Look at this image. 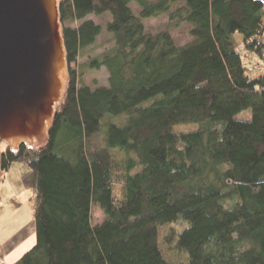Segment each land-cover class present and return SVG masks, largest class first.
<instances>
[{"label":"trees","instance_id":"obj_1","mask_svg":"<svg viewBox=\"0 0 264 264\" xmlns=\"http://www.w3.org/2000/svg\"><path fill=\"white\" fill-rule=\"evenodd\" d=\"M165 14L168 27L147 30ZM60 16L69 79L48 139L1 144L0 179L22 162L34 192L36 240L13 264H174L159 245L168 224H182L167 241L184 264H264V76L239 50L263 53L264 4L61 0ZM183 23L178 44L170 27ZM104 30L113 46L87 63L107 84L91 87L78 60Z\"/></svg>","mask_w":264,"mask_h":264},{"label":"water","instance_id":"obj_2","mask_svg":"<svg viewBox=\"0 0 264 264\" xmlns=\"http://www.w3.org/2000/svg\"><path fill=\"white\" fill-rule=\"evenodd\" d=\"M60 3L0 0V146L13 151L47 141L65 95L69 67Z\"/></svg>","mask_w":264,"mask_h":264},{"label":"rangeland","instance_id":"obj_3","mask_svg":"<svg viewBox=\"0 0 264 264\" xmlns=\"http://www.w3.org/2000/svg\"><path fill=\"white\" fill-rule=\"evenodd\" d=\"M133 11L139 13V5L131 3ZM94 21L105 25L110 20L109 13L102 16H92ZM148 31L156 32L168 27V15L157 18L144 19ZM172 36L176 43L185 44L190 41L189 27L183 23L176 27H170ZM112 34L105 30L97 38L95 44L81 52L78 60V72L84 83L95 87L106 85L108 73L105 68L90 69L88 59L101 55L113 46ZM241 42L240 37H236ZM238 118H250V111H244ZM197 129L196 124H178L174 126L176 133L193 131ZM3 146H0V152ZM29 171L27 165L22 162L13 163L0 179V264H13L20 256L32 247L36 240L34 223V192L31 187L25 186L23 176ZM3 173V172H2ZM1 177V176H0ZM93 223H100L104 219L103 212L98 206L92 208ZM182 224H168L159 229V245L165 258L174 264H184L187 254L175 248V243H169L167 236Z\"/></svg>","mask_w":264,"mask_h":264},{"label":"built area","instance_id":"obj_4","mask_svg":"<svg viewBox=\"0 0 264 264\" xmlns=\"http://www.w3.org/2000/svg\"><path fill=\"white\" fill-rule=\"evenodd\" d=\"M241 56L245 58V65L249 68L253 76H264V51L261 55L255 56L248 54L243 44L239 45Z\"/></svg>","mask_w":264,"mask_h":264},{"label":"crops","instance_id":"obj_5","mask_svg":"<svg viewBox=\"0 0 264 264\" xmlns=\"http://www.w3.org/2000/svg\"><path fill=\"white\" fill-rule=\"evenodd\" d=\"M14 263V262H13Z\"/></svg>","mask_w":264,"mask_h":264}]
</instances>
